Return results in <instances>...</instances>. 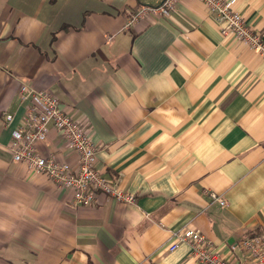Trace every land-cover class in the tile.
Here are the masks:
<instances>
[{
  "label": "crops",
  "instance_id": "crops-1",
  "mask_svg": "<svg viewBox=\"0 0 264 264\" xmlns=\"http://www.w3.org/2000/svg\"><path fill=\"white\" fill-rule=\"evenodd\" d=\"M161 1L0 0V264H196L188 244L168 249L173 232L197 229L225 257L264 234V56L223 37L198 0L128 24ZM234 7L264 41V0ZM21 84L85 125L96 169L134 203L73 205L13 161ZM39 149L76 161L53 128ZM231 259L253 264L238 247Z\"/></svg>",
  "mask_w": 264,
  "mask_h": 264
},
{
  "label": "built area",
  "instance_id": "built-area-1",
  "mask_svg": "<svg viewBox=\"0 0 264 264\" xmlns=\"http://www.w3.org/2000/svg\"><path fill=\"white\" fill-rule=\"evenodd\" d=\"M212 12L219 23L223 37H231L264 56V41L260 34L248 25L243 16L235 9V0H198ZM179 0H162L157 5H145L129 11L128 24L146 18L153 19L169 16ZM18 95L26 104L19 124L11 131L8 150L15 162L24 163L32 174L45 175L56 189H69L73 205H90L97 194L115 199L122 203H134L136 195L118 187L96 169V145L88 129L74 115L60 106L55 94L49 89H35L21 84ZM5 124L13 120L12 112H4ZM58 131L68 149L76 157L72 162L60 160L54 153H43L39 145L47 140L49 129ZM208 196L226 205L223 197L213 191ZM180 243L190 246V256L196 264H235L232 253L235 248L242 249L253 264H264V234H252L229 245V257L218 252L213 242L194 228L173 232L168 246L174 250Z\"/></svg>",
  "mask_w": 264,
  "mask_h": 264
}]
</instances>
